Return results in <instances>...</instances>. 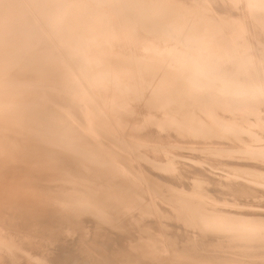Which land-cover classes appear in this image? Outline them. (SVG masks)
<instances>
[{
	"label": "bare ground",
	"instance_id": "obj_1",
	"mask_svg": "<svg viewBox=\"0 0 264 264\" xmlns=\"http://www.w3.org/2000/svg\"><path fill=\"white\" fill-rule=\"evenodd\" d=\"M0 264H264V0H0Z\"/></svg>",
	"mask_w": 264,
	"mask_h": 264
}]
</instances>
